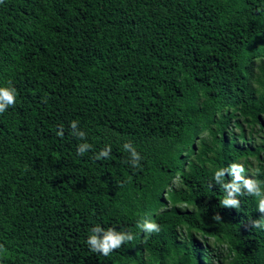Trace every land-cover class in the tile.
<instances>
[{"label":"trees","instance_id":"trees-1","mask_svg":"<svg viewBox=\"0 0 264 264\" xmlns=\"http://www.w3.org/2000/svg\"><path fill=\"white\" fill-rule=\"evenodd\" d=\"M0 87V264H264L259 198L214 181L264 192V0H3ZM97 225L134 239L94 253Z\"/></svg>","mask_w":264,"mask_h":264},{"label":"clouds","instance_id":"clouds-1","mask_svg":"<svg viewBox=\"0 0 264 264\" xmlns=\"http://www.w3.org/2000/svg\"><path fill=\"white\" fill-rule=\"evenodd\" d=\"M3 3V0H0ZM9 83H11L9 81ZM16 101V89L14 87H0V114H3L7 108L13 106ZM71 134L81 140H84L85 133L78 128V121L70 122ZM64 134L63 126H59L56 135L62 137ZM91 145L88 143H81L77 146L76 154L83 156L86 151L91 150ZM125 151L130 154L129 163L133 167H139V161L142 159L140 154L136 151L131 143L123 145ZM111 153V147L106 146L93 159L96 161L107 159ZM245 168L242 164L233 163L229 167L221 168L214 173V181L216 184L223 186L225 190V197L221 204L224 208L236 209L240 206V201L236 198L241 195L254 196L259 198L258 211L264 214V192L261 191V185L256 180L245 178L241 173H244ZM225 174L231 177L230 182L224 183ZM215 221H221V216L216 214L212 217ZM251 228L264 229V217L250 221ZM137 227L145 234L159 233L161 226L149 220H144L137 224ZM134 239L131 232L117 231L113 228L103 229L99 225L92 227L91 234L86 240V244L90 251L99 253L105 257L109 256L114 250L121 248V246ZM6 249L0 245V252Z\"/></svg>","mask_w":264,"mask_h":264}]
</instances>
